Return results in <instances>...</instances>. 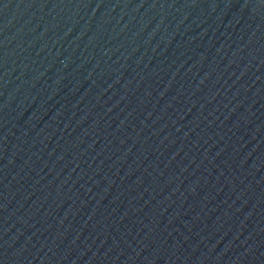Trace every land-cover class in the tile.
I'll list each match as a JSON object with an SVG mask.
<instances>
[{
  "label": "water",
  "instance_id": "95a60500",
  "mask_svg": "<svg viewBox=\"0 0 264 264\" xmlns=\"http://www.w3.org/2000/svg\"><path fill=\"white\" fill-rule=\"evenodd\" d=\"M0 264H264V0H0Z\"/></svg>",
  "mask_w": 264,
  "mask_h": 264
}]
</instances>
